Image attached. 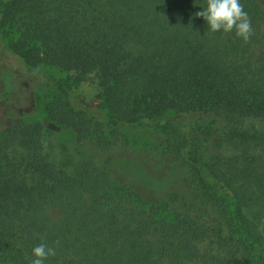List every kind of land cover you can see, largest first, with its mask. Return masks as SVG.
<instances>
[{"label": "trees", "instance_id": "1", "mask_svg": "<svg viewBox=\"0 0 264 264\" xmlns=\"http://www.w3.org/2000/svg\"><path fill=\"white\" fill-rule=\"evenodd\" d=\"M240 0L248 43L211 32L206 0H0V40L50 89L48 117L81 142L145 126L184 168L180 190L149 199L94 161L70 174L44 127L0 131V264H264V2ZM97 85L80 105L41 67ZM58 211L56 219L52 211Z\"/></svg>", "mask_w": 264, "mask_h": 264}, {"label": "rangeland", "instance_id": "2", "mask_svg": "<svg viewBox=\"0 0 264 264\" xmlns=\"http://www.w3.org/2000/svg\"><path fill=\"white\" fill-rule=\"evenodd\" d=\"M15 38L16 35L7 31L0 40V131L10 120L19 117L40 122L48 153L70 174L77 173L82 164L94 161L149 199L178 193L184 168L174 162L166 136L155 128L123 127L118 129L115 140L100 144L90 140L81 142L70 129L54 123L46 113L53 93L36 74L26 70L20 57L4 46ZM41 71L68 83L78 104L90 107L96 104L98 90L93 81L77 83L71 73L50 66L41 67ZM51 213L54 218H60L58 211Z\"/></svg>", "mask_w": 264, "mask_h": 264}, {"label": "clouds", "instance_id": "3", "mask_svg": "<svg viewBox=\"0 0 264 264\" xmlns=\"http://www.w3.org/2000/svg\"><path fill=\"white\" fill-rule=\"evenodd\" d=\"M195 16L202 17L211 32L234 31L235 36L244 43H248L253 34L251 19L240 0H206V7L196 12ZM55 255V247L42 242L32 249L34 258L29 261V264H44L45 260Z\"/></svg>", "mask_w": 264, "mask_h": 264}]
</instances>
